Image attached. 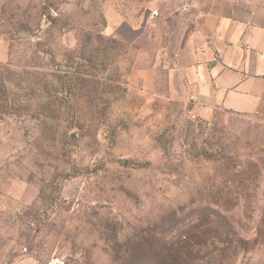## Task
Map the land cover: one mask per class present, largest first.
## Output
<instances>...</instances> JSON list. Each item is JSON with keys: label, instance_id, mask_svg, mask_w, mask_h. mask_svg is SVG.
<instances>
[{"label": "rangeland", "instance_id": "rangeland-1", "mask_svg": "<svg viewBox=\"0 0 264 264\" xmlns=\"http://www.w3.org/2000/svg\"><path fill=\"white\" fill-rule=\"evenodd\" d=\"M209 14L264 0H0V264H264V103L189 90Z\"/></svg>", "mask_w": 264, "mask_h": 264}, {"label": "crops", "instance_id": "crops-1", "mask_svg": "<svg viewBox=\"0 0 264 264\" xmlns=\"http://www.w3.org/2000/svg\"><path fill=\"white\" fill-rule=\"evenodd\" d=\"M196 44L184 61L195 110L258 111L264 103V26L209 14Z\"/></svg>", "mask_w": 264, "mask_h": 264}]
</instances>
